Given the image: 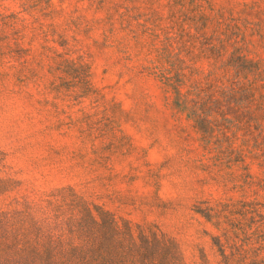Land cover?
Returning a JSON list of instances; mask_svg holds the SVG:
<instances>
[{
    "label": "rangeland",
    "instance_id": "rangeland-1",
    "mask_svg": "<svg viewBox=\"0 0 264 264\" xmlns=\"http://www.w3.org/2000/svg\"><path fill=\"white\" fill-rule=\"evenodd\" d=\"M141 232L264 264V0H0V264Z\"/></svg>",
    "mask_w": 264,
    "mask_h": 264
},
{
    "label": "trees",
    "instance_id": "trees-1",
    "mask_svg": "<svg viewBox=\"0 0 264 264\" xmlns=\"http://www.w3.org/2000/svg\"><path fill=\"white\" fill-rule=\"evenodd\" d=\"M101 215L110 216V222L113 224V229L118 231L117 223L114 221L111 213L105 211ZM87 216L91 219L97 231L102 230L101 223L89 212ZM130 253H132L131 264H180L181 258L178 253L177 245L173 239H167L165 235L162 237L156 232L151 234L139 235L140 243L130 233ZM120 243H122L119 240ZM74 251H85V254L91 256L90 259L84 260L83 264H114L115 258L112 256L111 249H107L103 242H95L89 245V248L75 246ZM91 254V255H90ZM5 264H35L26 259L11 260ZM36 264H42L36 263ZM47 264H62V263H47Z\"/></svg>",
    "mask_w": 264,
    "mask_h": 264
}]
</instances>
